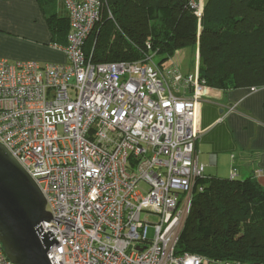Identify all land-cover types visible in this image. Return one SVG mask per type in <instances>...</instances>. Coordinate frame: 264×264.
I'll list each match as a JSON object with an SVG mask.
<instances>
[{
    "label": "built area",
    "instance_id": "2783aa9c",
    "mask_svg": "<svg viewBox=\"0 0 264 264\" xmlns=\"http://www.w3.org/2000/svg\"><path fill=\"white\" fill-rule=\"evenodd\" d=\"M63 2L66 62L0 59V143L61 222L42 223L58 239L47 253L51 264H243L176 253L193 195L203 190L198 181L207 177L196 151L209 87L199 67L184 74L156 61V52L95 63L84 45L105 0ZM187 2L201 21L203 0ZM0 264H15L1 241Z\"/></svg>",
    "mask_w": 264,
    "mask_h": 264
},
{
    "label": "trees",
    "instance_id": "16d2710c",
    "mask_svg": "<svg viewBox=\"0 0 264 264\" xmlns=\"http://www.w3.org/2000/svg\"><path fill=\"white\" fill-rule=\"evenodd\" d=\"M105 5L84 45L93 62H133L156 52L164 63L198 46L199 76L209 87L264 85V0H208L201 21L187 0ZM198 184L203 190L193 195L176 253L264 264V187L255 179L211 176Z\"/></svg>",
    "mask_w": 264,
    "mask_h": 264
},
{
    "label": "crops",
    "instance_id": "0c3cea01",
    "mask_svg": "<svg viewBox=\"0 0 264 264\" xmlns=\"http://www.w3.org/2000/svg\"><path fill=\"white\" fill-rule=\"evenodd\" d=\"M67 17L63 0H0V59L66 62L59 46L68 43ZM193 49L199 67V47ZM197 124L196 151L207 176L230 179L236 171L235 179L264 187V85L208 87Z\"/></svg>",
    "mask_w": 264,
    "mask_h": 264
},
{
    "label": "water",
    "instance_id": "95a60500",
    "mask_svg": "<svg viewBox=\"0 0 264 264\" xmlns=\"http://www.w3.org/2000/svg\"><path fill=\"white\" fill-rule=\"evenodd\" d=\"M52 219L36 181L0 143V241L13 263L51 264L47 253L58 239L42 223Z\"/></svg>",
    "mask_w": 264,
    "mask_h": 264
},
{
    "label": "rangeland",
    "instance_id": "374dc122",
    "mask_svg": "<svg viewBox=\"0 0 264 264\" xmlns=\"http://www.w3.org/2000/svg\"><path fill=\"white\" fill-rule=\"evenodd\" d=\"M196 50H194L192 47H183L180 49L178 53L173 55L172 58H170L167 63H174L178 68H180L181 71L185 73H190L195 71L197 66V60H196ZM156 61L161 60V57L156 53ZM188 216L184 220V224L186 223ZM152 223L156 222V218L152 217L150 219ZM150 236L153 235V228L151 227L149 230Z\"/></svg>",
    "mask_w": 264,
    "mask_h": 264
}]
</instances>
